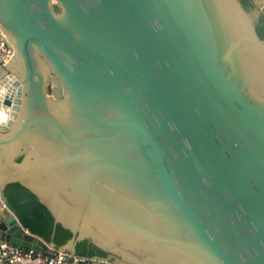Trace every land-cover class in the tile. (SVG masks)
<instances>
[{"label":"water","instance_id":"obj_1","mask_svg":"<svg viewBox=\"0 0 264 264\" xmlns=\"http://www.w3.org/2000/svg\"><path fill=\"white\" fill-rule=\"evenodd\" d=\"M252 1L0 0L15 50L0 71V93L15 87L0 100V237L76 260L87 242L98 264H264ZM12 184L71 233L65 245L23 227Z\"/></svg>","mask_w":264,"mask_h":264},{"label":"trees","instance_id":"obj_2","mask_svg":"<svg viewBox=\"0 0 264 264\" xmlns=\"http://www.w3.org/2000/svg\"><path fill=\"white\" fill-rule=\"evenodd\" d=\"M241 1L249 10L254 7L252 0ZM257 31L264 39V16L260 18ZM6 197L10 209L17 215L23 227L41 238L45 243H54L59 248L65 245L71 238V233L61 226L55 229L54 219L50 212L38 202L31 192L21 185H9L6 189ZM76 256L89 262V260L97 257L100 259L105 258L106 254L92 247L87 242H83L77 245Z\"/></svg>","mask_w":264,"mask_h":264},{"label":"built area","instance_id":"obj_3","mask_svg":"<svg viewBox=\"0 0 264 264\" xmlns=\"http://www.w3.org/2000/svg\"><path fill=\"white\" fill-rule=\"evenodd\" d=\"M0 28V36L2 35ZM11 56L10 46L7 45L0 37V70L6 66V61ZM10 59V60H11ZM1 84V82H0ZM13 86V84H9ZM98 264L91 260H76L74 257L54 252L47 251L44 248L41 251L34 249H26L15 246L0 237V264Z\"/></svg>","mask_w":264,"mask_h":264},{"label":"bare ground","instance_id":"obj_4","mask_svg":"<svg viewBox=\"0 0 264 264\" xmlns=\"http://www.w3.org/2000/svg\"><path fill=\"white\" fill-rule=\"evenodd\" d=\"M10 51H11V56L14 55V51H15V50H14L13 48L10 47ZM12 58H13V57H12ZM10 59H11V58H10ZM10 59L6 61L7 64L12 60V59H11V60H10ZM7 64H6V65H7ZM5 68H6V67H4L3 69H5ZM1 70H2V69H1ZM1 70H0V71H1ZM7 77H8V76H7ZM7 77H6V78H7ZM9 77H10V76H9ZM0 80H1V79H0ZM0 82H2V81H0ZM21 86H22V85H21ZM19 87H20V86H19ZM16 90H17V89H16ZM0 91H2V87H1ZM3 91H4L3 93H0V94H3V95H0V98H3V97H4L5 99H9L10 102H11V99L14 97L15 87H14V86H10L9 84H6V85H4V87H3ZM10 94H11V95H10ZM9 95L11 96V98H7V96H9ZM8 108H9V107H8ZM3 115H4V117H5V115H6V113H5L4 111H3Z\"/></svg>","mask_w":264,"mask_h":264},{"label":"rangeland","instance_id":"obj_5","mask_svg":"<svg viewBox=\"0 0 264 264\" xmlns=\"http://www.w3.org/2000/svg\"><path fill=\"white\" fill-rule=\"evenodd\" d=\"M52 89H53V87H52V85H51V90H50V93H52ZM11 95V94H10ZM7 96V98H11V96ZM0 100H1V98H0ZM1 102V101H0ZM84 264H86V263H84Z\"/></svg>","mask_w":264,"mask_h":264},{"label":"clouds","instance_id":"obj_6","mask_svg":"<svg viewBox=\"0 0 264 264\" xmlns=\"http://www.w3.org/2000/svg\"><path fill=\"white\" fill-rule=\"evenodd\" d=\"M4 119L6 120V119H7V117L5 116V117H4Z\"/></svg>","mask_w":264,"mask_h":264}]
</instances>
